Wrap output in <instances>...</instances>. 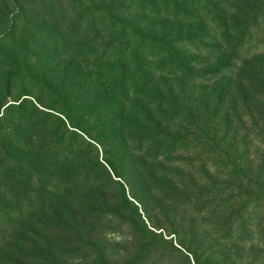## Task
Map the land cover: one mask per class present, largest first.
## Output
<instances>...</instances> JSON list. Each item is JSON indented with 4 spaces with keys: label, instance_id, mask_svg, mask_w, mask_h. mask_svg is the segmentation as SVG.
<instances>
[{
    "label": "trees",
    "instance_id": "trees-1",
    "mask_svg": "<svg viewBox=\"0 0 264 264\" xmlns=\"http://www.w3.org/2000/svg\"><path fill=\"white\" fill-rule=\"evenodd\" d=\"M28 1L44 10L43 0ZM100 1L103 2L100 13L94 16H105L109 26L114 25L109 32H116L118 44L121 45V40L124 46L136 44L132 56L139 58L147 55L155 58L160 51L159 56L166 58L163 65L169 66L164 76L173 83L164 86L148 78L147 75L153 76L149 73L152 71L149 62L137 63L133 68L129 65L131 59L122 55L112 60L107 52L98 55V49L92 44L101 37V31H91V42L85 41L90 44L85 65L76 62L61 66L58 61L53 66L54 72L70 69L67 79L47 80V72L42 73V84L51 90L61 107L58 113L66 124L58 119L59 124L53 127L47 118L41 119L27 127L29 132L23 137L21 147L16 143L19 147H9L12 153L8 147L3 151V157L6 155L14 162V152L21 161L17 162L16 172H6L0 177V264H8L11 258L35 262L36 255L42 264L81 260L84 251L97 250L93 243L94 226L105 217L112 218H107L109 221L119 219L121 223L131 221L134 231L130 236L139 243L132 264H162L165 258L170 262L180 253L171 245L167 255L161 253L166 242L153 232L161 228L155 221L159 216L164 221H178L182 230L188 232L190 245L214 254L220 245L212 234H218L223 228L216 224L215 218L226 210L229 235H223L224 241L246 245L260 258L264 243L260 247L252 245L257 240L250 237L239 241L232 226L239 224L249 207L254 208L259 196L264 194V151L251 154L248 161L250 154L245 147L247 140L264 150V117L261 123L252 120L258 124L246 127L237 111L239 108L247 111L249 104L256 101L264 108V53H251L247 49L260 30H264V0H180L185 6L183 10L178 0ZM115 3L119 5L113 6ZM176 12L183 13L181 18ZM123 14H135L132 24L121 21ZM159 16L180 27L193 20L197 29L184 31L185 39L177 33L163 42V34H173V31H166L161 25L156 29L157 21L147 24L148 18ZM202 18L215 27L216 35L208 37L207 31L202 30L199 23ZM176 21H181L180 25ZM16 24L17 19H10L0 35V69L6 72L7 92L13 77L32 70L26 68L25 57L19 59L18 41L27 42L17 33ZM118 26V31H114ZM57 40L54 36V44ZM183 41L201 44V49L188 55L182 50ZM82 51L80 48L74 51L72 60L83 58ZM198 54L205 59L197 60ZM139 67L146 74L134 78ZM152 68L155 74L159 65ZM72 80L84 81L87 86L85 97L81 100L75 97L71 106L65 85ZM22 95L27 94H18V98ZM192 98L200 101L203 110L194 105ZM24 101L26 98L16 108L21 109ZM193 107L205 113L201 121L192 116ZM20 118H24L22 114ZM184 125L188 130L186 137L174 133ZM75 130L94 133V139L90 138L94 142L82 140ZM66 134L70 142H65ZM78 138L83 143L77 142ZM189 139L204 145V149L195 145L206 160L198 161L201 165L195 169L191 161L183 159L190 155ZM94 145L102 148L105 167L95 157L92 159ZM25 168L33 169L38 175L35 198L30 190L14 191ZM185 168L190 171L186 172ZM219 176L223 178L217 180ZM111 177L122 181L111 180L120 190L122 206L117 205L118 201L103 184ZM125 188L131 200L125 197ZM127 209L129 213L123 215ZM183 211L189 215L185 216ZM141 215L152 229L142 223ZM200 226L209 230L199 231ZM82 235L85 238H80ZM233 235L236 239L230 237ZM62 236L67 239L61 240ZM55 238L60 243L52 246L50 243ZM96 264H108L102 252Z\"/></svg>",
    "mask_w": 264,
    "mask_h": 264
},
{
    "label": "rangeland",
    "instance_id": "rangeland-1",
    "mask_svg": "<svg viewBox=\"0 0 264 264\" xmlns=\"http://www.w3.org/2000/svg\"><path fill=\"white\" fill-rule=\"evenodd\" d=\"M43 1L44 10L42 11L39 5H32L28 0H0V35L5 32L4 26L7 27V25L4 24H8L10 19H13V21L14 19H17L16 31L27 42L23 44L21 39L18 41L21 52L19 59L25 57V63L27 65L26 68L32 69L29 73H26L22 76L13 77L11 79L12 84L10 87H8L9 92H7V85L5 84L6 72L3 69H0V177L6 175L8 172L11 173L12 171H17V162L21 161L20 158L13 152V155L16 158V160L13 162V160L7 159L6 155L5 157L2 156L3 151L5 147H8L7 149L12 153L13 149L9 148L10 146L21 147L23 145V137L29 132L27 130L29 125L32 126L44 118H47V123L51 124L53 127L59 124L58 119L62 120L66 124L62 116L58 113L59 110H61V107L58 106L57 100L50 92L51 90L42 84V73L47 72V76H45V79L47 78V80H49L48 78H52L53 81L56 78H58V80H61L62 78L67 79L68 74H70V69H66L65 71H61L59 69L55 70L54 72L53 66H56L58 61H60L61 66L63 63L75 65L76 62L81 63V65H85V63L88 62L85 58V53L90 51L88 47L90 44H86L85 41H90L89 39L92 36L91 31H101V37L92 44L94 48L98 49V51H96L98 55H101V52H107L109 55H111V60L115 59L118 55H122L124 58L131 59L129 65L133 66V68L137 63L146 64V62H149L152 70L149 73L153 74V76L149 77V75H147L148 78L152 79L153 81H157L159 85L163 84L164 86H168L173 83V81H169L168 78L164 76V73L166 70H168L169 66L167 64L163 65V59L166 58L159 56L160 51L154 56L155 58H152V55H147L144 58L132 56V50L137 47V45L130 44L128 46H124V40H121V45H119L117 42L118 38L116 32H109L112 31L110 30V27H113L114 25L109 26V22H106L105 16L103 17L99 15L98 18H95L94 13H100V7L103 5L102 1ZM177 4L181 6L182 10L185 8L184 4L180 3V0L177 1ZM112 5L117 7L119 3ZM156 7L160 8L159 4H157ZM19 9L21 10L19 11ZM171 11L174 15V10ZM132 13L136 14V11L132 10ZM135 14L131 16H128V14L127 16L123 14V16H121V21L132 24L130 21L136 17ZM176 14L179 18H181L183 15L182 12H176ZM153 21H157L156 29H158V27L161 25L166 31H173V34H163V42H166L167 39L174 37L177 33H179L180 37L185 39L187 34L184 31H188V28H191L189 31H195V29H197V24L193 20L184 22L182 27L172 22H168L167 20L160 18V16L156 18H148L147 24ZM138 22H141V20H138ZM176 22L179 25L181 23V21ZM199 23L201 24L200 27H202V30L207 31L208 37L215 34L214 31H216V29L208 19L202 18L201 22L199 21ZM118 28L119 26L116 27V30L114 31H118ZM260 31L261 32H259L258 36H256L247 46V49L250 50L251 53H264V30L261 29ZM54 36H57L58 38L57 44H54L53 42ZM181 43L183 45L181 47H184L182 50L189 53L188 55H194L195 50L199 52V49H201V44H194V42H190L189 44L188 41H186V43H184V41ZM78 48L83 49L81 52L83 58L79 60H72V57H75L73 52ZM86 49L88 50L85 51ZM64 52L66 54H63ZM60 54H62V56ZM204 59L205 56L198 54L197 60L203 61ZM157 65H159V68L154 74L152 67H157ZM133 68H130V71L133 70ZM138 69V75H134V78L142 77L146 74L143 67H139ZM158 71H160L159 75L157 74ZM58 80L56 81L58 82ZM86 86V82L84 81H66L65 91L68 92V95L71 98L69 105L72 106V101L75 97H77L78 100H81V98L85 97ZM22 93L27 95H22L20 98H18V94ZM8 94L9 96H7ZM22 98H26V101H24L21 109H17V104ZM191 101H193L196 107L202 108L200 107V101H197L196 98H192ZM83 102L84 101L79 103ZM196 107H193L192 116L197 121H201L205 113L200 110L196 111ZM201 110H203V108ZM262 110H264V108H261L260 103L256 101L253 104H249L247 111H243L241 108H239L237 111L241 117L243 125L247 127L253 123L252 120H257L259 123H261L260 119L264 117V115H261V113H264ZM83 112H85V110ZM20 114H22L24 118H20ZM253 124L255 125L258 123L256 122ZM182 127V129L180 128V130L174 131V133H179L186 137L188 130L185 125ZM66 129L70 130V128L67 126ZM75 132L84 141L86 140L92 142L90 138L94 139V133L92 132L89 134H83L78 130H75ZM67 135L68 134H66L64 140L65 142H70V140L67 138ZM81 139L78 138L77 142L83 143ZM195 140L196 139L188 140L187 143H189L190 146L187 149L190 151V155L183 157L184 160L187 159V161H191L193 163V169H195L198 165H201L198 161H206L202 153L196 149V146L204 149L203 143L199 142L198 144V142ZM1 143L3 144L2 147ZM16 143H18L19 146L16 145ZM245 144L247 152L250 154L247 157V160L249 159L251 161V154H260L264 151L262 148L249 143L247 140H245ZM205 147H207V144H205ZM237 147H240L239 144H237ZM83 148L84 146H81V149ZM94 148H96L94 151H91L90 149L92 159L95 157L105 167L103 162L104 157L102 156L101 152L102 148L97 145H94ZM3 159L5 160V163H2ZM252 159L254 160L255 158ZM256 162L257 160L253 161L255 166L257 165ZM185 171L189 172L190 168H185ZM212 171L214 172V170ZM23 172V174H20L22 176L19 177L17 187L14 189V191L18 193L30 190L34 198L37 197L38 175H36L31 168H25ZM216 173L218 175L225 174L219 172ZM221 177L222 176H219L217 180L221 179ZM111 180L113 182L116 180V182L119 183L122 181L118 178L111 177L108 183L103 182V184H105L109 189L107 191L109 195H112L114 200L118 201L117 205L122 206L123 204H121L120 190L117 184H113V182L111 183ZM124 195L128 200H131L127 188L124 189ZM259 197L260 200L255 202L254 208L249 207L247 214L243 216V220H241L239 224L237 223L232 226V230L236 231L235 233L237 237H240V240L239 238L237 240L242 241L249 237L256 239L257 243L252 245H257V247H260V244L264 243V194H261ZM227 212L228 210L222 211L221 215L215 218L216 224L221 225L223 228L218 234H212V237L220 245L219 249H216L214 254H208L203 252V250L196 249L194 246L190 245V237L188 232L186 229L182 230V226L179 225L178 221H164V218L160 216L157 217L155 221L161 228L153 229V232L157 236H160L164 242H166L161 253L167 255V253L171 251V248L169 247L170 245L179 250L180 253H176L172 257V260L174 259V264H211L212 261L215 263L217 262L218 264H264V251L262 252V256L260 255V258H257L255 256L256 251L248 249L246 245L243 246L237 244L232 240L224 241V238L226 237L223 235H229V229L227 228V225H225V216ZM127 213H129V209H127L126 212L124 211L123 215ZM181 213H183L185 216L189 215V212L187 211H183ZM107 218L108 217H105L102 220H99L94 226L95 238L93 239V243L97 245V250L84 251L81 260L74 262L58 261V264H96L98 261L99 252L103 253L104 260L108 264H132L134 262L133 260L138 254L137 248L139 243L136 240H133L130 236L132 231H134L131 221L121 223L119 219L117 221H109L108 219L112 220V218ZM186 218L189 219L190 217ZM141 219L143 220L142 223H144L147 229H152L150 228L151 224L148 221L146 222L142 215ZM119 222L121 225L117 227ZM139 222L141 221H138V223ZM200 230L205 232L209 229L200 226L199 231ZM225 231L228 232L225 233ZM202 237L206 238L207 236ZM230 237L235 238V235ZM241 237H243V239ZM80 238H85V236L82 235ZM60 239L65 240L67 237L62 236ZM40 242L41 241H39V244ZM58 243H60V241L55 238L50 244L52 246H56ZM262 249L264 250V245L262 246ZM0 256H2L1 252ZM155 257H157V255L153 256V259ZM38 259V255L33 258L35 262L24 261L20 258H11L8 264H42V261H38ZM172 260L169 262L167 258H165L162 264H172ZM47 262L50 261L48 260ZM150 262H152V260H150Z\"/></svg>",
    "mask_w": 264,
    "mask_h": 264
}]
</instances>
